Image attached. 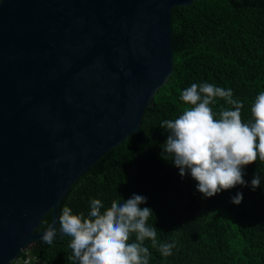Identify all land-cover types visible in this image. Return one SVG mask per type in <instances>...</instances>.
Here are the masks:
<instances>
[{
  "label": "water",
  "instance_id": "95a60500",
  "mask_svg": "<svg viewBox=\"0 0 264 264\" xmlns=\"http://www.w3.org/2000/svg\"><path fill=\"white\" fill-rule=\"evenodd\" d=\"M202 0H0V264L141 132L174 72L172 12Z\"/></svg>",
  "mask_w": 264,
  "mask_h": 264
},
{
  "label": "trees",
  "instance_id": "16d2710c",
  "mask_svg": "<svg viewBox=\"0 0 264 264\" xmlns=\"http://www.w3.org/2000/svg\"><path fill=\"white\" fill-rule=\"evenodd\" d=\"M172 36L174 72L146 110L141 132L109 151L74 184L58 217L64 206L87 216L94 198L110 207L113 200L137 194L147 198L141 207L152 209L148 223L157 229L158 241L176 243L173 255L163 257L145 241L149 264H264V162L244 168L247 186L205 198L190 173L182 178L171 158H162L169 133L161 128L163 121L182 114L180 93L193 83L232 89L244 105L243 121L252 120L251 105L264 91V0H202L175 8ZM212 107L219 113L231 106L218 99ZM255 175L260 187L253 190ZM238 193L243 201L236 205L232 198ZM51 221L46 216L37 233ZM70 239L58 231L52 245L41 239L12 264L29 257L31 264H73Z\"/></svg>",
  "mask_w": 264,
  "mask_h": 264
},
{
  "label": "clouds",
  "instance_id": "9594fccd",
  "mask_svg": "<svg viewBox=\"0 0 264 264\" xmlns=\"http://www.w3.org/2000/svg\"><path fill=\"white\" fill-rule=\"evenodd\" d=\"M180 99L185 104L182 114L161 124L169 133L162 158H171L182 178L190 173L205 198L247 186L244 168L257 160L264 162V91L251 105L250 122L243 121L244 105L230 88L193 83L180 93ZM218 99L231 107L215 112L212 106ZM251 186L253 190L260 187L259 175L254 176ZM242 201V193L232 198L236 205ZM146 203L147 198L137 194L126 201L113 200L110 207L94 198L87 216L73 214L64 206L59 229L50 226L42 242L52 245L58 231L70 237L73 264H149L151 254L145 241L163 257H170L176 243L158 241L157 229L148 223L152 209L141 207Z\"/></svg>",
  "mask_w": 264,
  "mask_h": 264
},
{
  "label": "built area",
  "instance_id": "2783aa9c",
  "mask_svg": "<svg viewBox=\"0 0 264 264\" xmlns=\"http://www.w3.org/2000/svg\"><path fill=\"white\" fill-rule=\"evenodd\" d=\"M20 261H18L17 263H19ZM22 264H31V258H27L25 261H23Z\"/></svg>",
  "mask_w": 264,
  "mask_h": 264
},
{
  "label": "rangeland",
  "instance_id": "374dc122",
  "mask_svg": "<svg viewBox=\"0 0 264 264\" xmlns=\"http://www.w3.org/2000/svg\"><path fill=\"white\" fill-rule=\"evenodd\" d=\"M34 264H39L38 262H35Z\"/></svg>",
  "mask_w": 264,
  "mask_h": 264
}]
</instances>
